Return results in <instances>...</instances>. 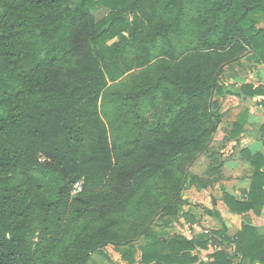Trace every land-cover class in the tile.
Segmentation results:
<instances>
[{"label":"trees","instance_id":"obj_1","mask_svg":"<svg viewBox=\"0 0 264 264\" xmlns=\"http://www.w3.org/2000/svg\"><path fill=\"white\" fill-rule=\"evenodd\" d=\"M62 1L0 0V264H35L44 243L82 220L118 212L134 197L133 183L156 172V166L165 174L162 189L182 188L181 177L172 178L175 170L163 164L186 150L188 143L180 139L186 136L168 134L158 146L137 144L120 150L111 140L100 102L108 85L130 72L162 56L176 64L190 50L196 51L189 39L191 16L211 0H81L68 11L61 10ZM226 9L231 16L227 31L234 43L221 54L204 53L202 61L186 70L180 77L184 82L178 81V100L193 103L211 94L220 99L212 105L217 111L226 96L250 100L263 94L250 84L235 92L216 73L219 65L244 53L248 62L264 64V28H259L264 0H227ZM98 10L108 15L96 22L93 13ZM213 120L204 140L221 122L218 114ZM198 130L192 131L193 138ZM239 135L236 124L231 137ZM262 176L259 173L255 180ZM256 183L250 201L231 205L233 212L257 209ZM151 202L148 198L140 218L143 213L149 219L156 214ZM109 220L101 226L109 228H95L99 234L108 230L103 240L133 241V229L118 235L115 222ZM141 233L142 249L119 250L129 264H138L137 252L142 253L139 264H193L198 259L192 252L208 247V242L197 245L179 236L163 241L150 231ZM215 234L233 242L226 232ZM85 239L79 257L97 242ZM235 243L244 255L241 264H264V239L252 228L246 227ZM201 264L232 262L219 252L214 262Z\"/></svg>","mask_w":264,"mask_h":264},{"label":"rangeland","instance_id":"obj_2","mask_svg":"<svg viewBox=\"0 0 264 264\" xmlns=\"http://www.w3.org/2000/svg\"><path fill=\"white\" fill-rule=\"evenodd\" d=\"M80 1L63 0L61 10L74 9ZM226 2L227 0H211L205 8L192 14L193 29L189 39L197 46L196 51L190 50L176 64L162 56L151 66L130 72L117 82L110 83L100 102V110L110 130L111 140L120 150L133 148L137 144L139 147H149L154 144L158 146L168 134L187 137L180 138L181 141L188 143L186 150L163 164L167 170L171 172L175 170L174 174H170L172 178L181 177L182 188L172 190V185L170 189H162L160 179L165 174L161 171L159 173L160 167L156 166L158 167L156 172L133 183L135 195L129 205L104 218L82 220L61 237L44 243L36 255L35 264H129L123 260L119 250L142 249L144 243L142 231L144 234L145 231H150L163 241L173 237L170 233L174 232L172 228L175 220L179 218L183 205L191 201L187 198V194L190 195L192 191L190 188L198 186L196 182L200 186L206 181L203 157L210 149L220 124L205 140L203 133L215 123L213 119L216 114L219 118L222 117V105L217 111L212 106L214 101L220 99L216 96L212 97L211 94L197 98L193 103L178 100L182 94L178 88L180 85L178 81H183L184 78L180 77H185L183 74H186V70L193 69L198 64L197 61L205 58L204 53L221 54L234 43L235 40H232L233 37L229 38L227 31L231 16L230 10L226 9ZM107 15V10L93 13L96 22ZM259 28H264V23L259 25ZM244 54L229 64L218 66L216 74L219 81H225L227 71L246 60L247 54ZM44 57L45 54L42 58ZM211 58L215 60L216 55H212ZM151 103H155L156 107H151ZM194 130L198 131L193 138ZM157 132L160 133L156 136ZM148 198L152 199V209H156V214L149 219L143 213L140 218L139 212L144 209ZM106 219L115 222L114 229L117 228L118 235L123 229L126 233H130L133 229L131 233L133 241L128 238L119 243H114L110 239L103 240L108 230L107 232L103 230L104 234L99 233L102 229L109 228V226L101 227L108 222H105ZM96 227L99 228V233L95 230ZM94 234L98 239L92 236ZM82 239L94 240V242L97 239V242L95 246L84 251V257H79L78 250ZM139 253L137 252L134 257L138 264L141 262Z\"/></svg>","mask_w":264,"mask_h":264},{"label":"crops","instance_id":"obj_3","mask_svg":"<svg viewBox=\"0 0 264 264\" xmlns=\"http://www.w3.org/2000/svg\"><path fill=\"white\" fill-rule=\"evenodd\" d=\"M225 75L224 82L233 86L235 92L240 93L243 85L250 84L260 87L263 94L250 100L242 95H229L222 100L220 126L203 157L206 181L190 188L187 198L191 201L183 205L172 228L174 232L170 233L197 245L208 242L206 249L192 252L198 259L193 264L212 263L219 252L225 253L232 264H241L244 255L235 242L246 227L264 239V176L255 180L259 173L264 175V64H252L246 58ZM236 124H240V135L232 138ZM255 182L257 209L233 212L231 205L250 201ZM222 232L233 242L215 234Z\"/></svg>","mask_w":264,"mask_h":264}]
</instances>
